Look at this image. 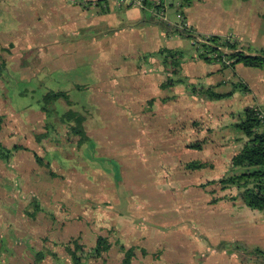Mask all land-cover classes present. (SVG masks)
<instances>
[{"label":"rangeland","instance_id":"obj_1","mask_svg":"<svg viewBox=\"0 0 264 264\" xmlns=\"http://www.w3.org/2000/svg\"><path fill=\"white\" fill-rule=\"evenodd\" d=\"M194 1L202 3V11L212 14L216 23L228 22L229 31H239L238 36L232 32L221 35L222 41L235 43L244 53L264 52V0H250V7L243 6L246 0H190L189 3ZM170 8L168 17L175 21L176 7ZM150 12L155 18L153 11ZM188 31L193 37V30ZM179 32L185 31H176ZM169 42L171 48L184 53L180 66L185 62V72L196 81V84L189 81L181 70L178 73L188 81L186 86L181 84L189 91L188 103L182 99L169 100L164 107L167 113L155 114L154 119L145 123L146 118L132 120L128 114L124 119L114 114L107 117L108 106H96L94 102L100 129L89 132L88 147L72 146L60 151V155L71 161L68 168L53 161L55 176L46 173L38 182L28 185L16 176L13 179L0 176L1 187L16 198L6 213L0 207L1 263L13 246L17 247V253L13 254L20 256L23 264H31L36 253L45 249L44 260L56 257L57 263H61L67 255L64 243L74 237H79L86 249L95 243L97 234H108L113 240L118 234L126 239L131 233L144 238L147 250L159 251V264H235L233 258L243 264L264 263V211L247 208L239 197L229 200V194L237 193L235 188L222 191L216 183L207 184L228 173L230 159L241 147V135L231 129V123L248 106L264 107V66H244L237 62L221 67L218 62L199 58L195 47L200 43L193 44L191 37L179 34ZM222 49L231 51L227 46ZM33 69L27 71L26 82L11 84V92L27 88L29 94L23 97L24 102H33L48 89H58L56 77L62 72ZM79 69L75 66L73 71L77 73ZM207 74L216 83L215 91L230 93L206 100L191 93L189 83L199 88ZM73 86L70 85L69 93L74 102L85 101L86 92L94 99L99 96L94 86L92 92L84 86L78 92ZM30 116L38 121L34 134H40L41 122L35 115ZM136 123L142 125L144 140L135 139V131L128 130ZM57 137L53 134L52 139ZM195 141L201 144L200 150L187 147ZM24 144L33 147L32 135L29 134ZM50 146L51 143L45 145ZM36 152L40 156L46 152L53 156L49 150ZM189 161L206 162L208 166L187 170L184 164ZM75 188L79 189L74 191ZM40 193L45 195L44 199ZM214 198L217 200L213 201ZM0 200L9 202L7 198ZM114 219L120 220L116 231L110 228ZM251 232H256L255 236L246 239L240 234ZM230 233L237 234L232 244L226 241L231 236L226 234ZM50 250L55 254L50 255ZM117 252L113 247L103 258H90L87 264H120ZM138 256L135 263L141 259ZM68 262L72 264L71 260ZM43 264L51 263L48 260Z\"/></svg>","mask_w":264,"mask_h":264},{"label":"crops","instance_id":"obj_2","mask_svg":"<svg viewBox=\"0 0 264 264\" xmlns=\"http://www.w3.org/2000/svg\"><path fill=\"white\" fill-rule=\"evenodd\" d=\"M249 1L246 0L243 6H249ZM202 9V3L195 1L183 5V15L194 33L221 36L232 32L238 36V30L229 31L228 22L216 23L214 16ZM150 11L148 6L139 9L126 4L117 5L114 0H0V55L6 62L1 70L3 75H0V116L3 117L0 143L9 148L16 144L28 148L13 151L8 162L0 160L1 177L13 179L16 176L25 185L36 183L42 177L36 173L37 166L31 151L36 152L44 144L34 138L36 121L30 115H35L39 121L44 115L38 107L31 109L29 102L23 101L27 94L17 90L14 93L18 97H14L9 89L12 83H24L31 67L35 72H62L56 77L59 84L57 90L69 93L70 85H74L78 92L83 86L92 92V86L95 87V93H99L97 99L85 91L88 93L85 101H75L79 105L78 110L86 116L84 126L87 134L100 129L101 122L97 120L99 114L95 112L98 109H95L94 102L96 106H108L107 117L114 114L124 119V115L128 114L132 120L146 118L145 123L154 119L155 114L167 113L164 107L169 100L189 102V91L185 90V86H161L167 74L156 53L161 48H171L169 40L178 33L167 34L160 29L152 20ZM184 65L185 62L180 67L181 73L196 84L192 74L185 72ZM75 66L80 68L77 73L73 71ZM211 76L207 74L203 86L216 84L211 81ZM72 80L76 83H71ZM162 108L165 111H161ZM130 129L135 131V139L144 140L142 125L136 123ZM29 134L32 135L33 147L24 144ZM43 197L45 195L42 194ZM0 198L9 200H0L2 213L10 210L12 202H16L9 190L1 185ZM113 222L115 227L120 226L115 219ZM254 233L240 234L246 239L254 237ZM226 236L227 243L232 244L237 234ZM125 237L119 239L120 242L145 248L144 238L139 235L131 233ZM15 250L17 247L13 246V250L7 252L6 260L11 264H23L22 258L13 254L17 253ZM147 252L141 255L137 248L134 257L139 254L141 259L135 263L134 258L133 264H159V259L153 258L151 251ZM117 254L120 260V253ZM63 259V262L57 263L56 257L47 258L44 263L49 260L51 264H70L68 255ZM176 261L181 262L180 259ZM231 261L243 264L234 258Z\"/></svg>","mask_w":264,"mask_h":264},{"label":"trees","instance_id":"obj_3","mask_svg":"<svg viewBox=\"0 0 264 264\" xmlns=\"http://www.w3.org/2000/svg\"><path fill=\"white\" fill-rule=\"evenodd\" d=\"M176 1L178 2V5L175 6L176 11L183 15V5L189 3L190 0ZM183 17L185 18L184 15ZM151 18L159 28L165 30L167 34L176 33L177 30L167 22L157 21L154 17ZM184 31V33L179 32L177 35L180 34V37L188 36L193 39L188 33L190 31L186 29ZM207 38V42L200 43L199 47H195L198 52L197 56L203 60L218 62L221 67L233 65L237 62L242 63L244 66H264V52L259 54L244 53L242 49L237 48L238 46L235 43L222 41L221 36L219 35L212 34L208 35ZM219 45L225 48L227 46L231 51L229 53H227V51L223 52L218 48ZM210 52H214L215 56H211L209 54ZM156 54L160 57V62L167 73L165 82L162 83L161 86L163 88L165 86H174L176 84H184L186 86L188 81L178 76L181 67L180 62L184 59V53L177 49L164 47L159 49ZM5 65V59L0 55V75H3L1 70ZM25 78L28 80V77ZM189 84H191V93L194 92L198 97L205 100L222 98L230 93H219L213 89L214 85H206V87L201 86L197 88L195 84ZM240 86L244 91H247V87L243 83H240ZM17 90H21V92H24L25 94L28 92L27 88L16 89L14 92ZM14 92H12V95L18 97ZM59 105L61 106V109L59 108ZM29 107L31 109L38 107L39 112L44 115V118L40 121L41 123L39 125L41 133L34 135L36 142L42 145L44 144L40 150H49L51 155H53L51 158V156L47 155V152L45 153V156H40L37 152L31 151L37 166L36 173L39 176L41 175V178L45 177L44 175L46 173L50 176H55L57 172L54 170L52 164L53 161L62 168H64L65 165H67L68 168L71 163V161L65 158L64 155H60V151L72 146H75L77 149L86 148L88 147V143L90 144L91 137L87 134V130L84 126L86 116L78 110V103L70 98V94L66 90L48 89L41 93V96L36 97L33 102H29ZM243 110L244 111L239 115L238 120L230 125L232 130L241 135V139L243 140L241 141V147L232 155L228 173L219 179L209 180L207 184L216 183L222 191L235 188L237 193L229 194V200L239 197L247 208L264 211V129L260 125L253 106H248ZM37 122L38 121H36V123ZM2 124L3 117L0 116V130ZM53 134L58 135L59 138L52 139ZM46 137H48V139L45 143L44 139ZM50 143L51 146L46 148L45 145ZM187 147L200 150L201 144L198 141H195L189 143ZM22 148L28 150V148L23 145L20 146L16 144L9 148L0 143V160L8 162L12 157V152ZM46 156H48V158ZM207 166L208 163L199 161H189L184 164V167L187 170L203 169ZM77 189L79 188H75L74 191ZM216 200L217 198H214L213 201ZM110 226V228L116 231L114 224H111ZM116 236H114L113 240H115V242L113 243V240L108 234L106 236L97 234L95 243L86 249L84 243L80 241V238L74 237L70 239V241L64 243V248L72 264H87V261L90 258H103V255L113 247H115L121 255L120 264H133L132 261L135 258V250L137 248L140 250L141 255L148 254L145 248H139L136 244H130L127 246L123 242H120L119 239H121V237H119V234ZM45 251L46 249L43 252L40 251V253H36L31 264H43L45 261L43 259V254H47ZM49 253H51L50 255L55 254L52 250H50ZM151 254L153 258H159V251H151ZM0 264L11 263L5 258Z\"/></svg>","mask_w":264,"mask_h":264},{"label":"built area","instance_id":"obj_4","mask_svg":"<svg viewBox=\"0 0 264 264\" xmlns=\"http://www.w3.org/2000/svg\"><path fill=\"white\" fill-rule=\"evenodd\" d=\"M114 1L117 5L126 4V5H136L138 7H142V5H146L149 7V9L153 11L156 19L162 20V21L164 20L165 22L168 21L171 26L175 27L179 31L190 29L188 28L187 22L185 18L183 17V15L176 10H175L176 20L175 21L169 20L168 12L172 9L170 8L171 5H174V6L178 5V2L176 0H150V2L148 3H147V0H114ZM207 37L202 38L200 37V35H197L196 33H194L193 34V44L197 45L199 43H205L207 42V39H208ZM220 50H223L222 47H220ZM211 55L215 56V53H212ZM253 109L255 110V114L257 115L259 119L261 127L264 129V107L253 106Z\"/></svg>","mask_w":264,"mask_h":264}]
</instances>
